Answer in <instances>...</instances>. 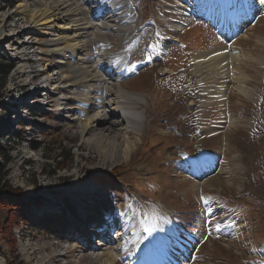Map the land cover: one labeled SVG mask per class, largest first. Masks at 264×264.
Wrapping results in <instances>:
<instances>
[{
  "label": "rangeland",
  "instance_id": "obj_1",
  "mask_svg": "<svg viewBox=\"0 0 264 264\" xmlns=\"http://www.w3.org/2000/svg\"><path fill=\"white\" fill-rule=\"evenodd\" d=\"M204 1L224 21L238 19L231 0ZM181 2L127 0L138 20L130 26V41L105 34L119 47L130 42L129 55L135 50L116 83L144 97L140 131L129 134L134 148L117 163L102 164L101 154L83 145L76 130L77 122H86L84 89L68 85L66 102L61 93L39 103L47 93L42 61L29 62L21 73L9 47H0V61L12 65L0 88V162L7 157L11 188L0 203V264H39V255L47 253H62L50 264H94L84 242L113 244L114 231L123 225L130 228L126 247L112 264H169L170 258L180 264H264V6L230 40L203 20L170 30L168 23L182 18ZM14 6L13 0H0V13ZM35 7V0L23 6ZM59 24L40 25L29 36L43 44L51 33L61 35ZM229 43L249 56L235 63L233 74L256 89L257 97L230 90L224 106L211 95L200 101L192 55ZM208 81L215 85L220 79ZM23 93L20 111L26 113L12 126L11 101ZM93 107L88 117L97 111ZM204 167L198 183L195 171ZM105 220L93 240L90 221ZM155 240L161 241L162 253L154 249ZM45 242L50 245L43 251L39 247ZM73 243L74 250L65 254ZM144 248L154 249L156 257L144 256ZM45 260L41 263L49 264Z\"/></svg>",
  "mask_w": 264,
  "mask_h": 264
},
{
  "label": "bare ground",
  "instance_id": "obj_2",
  "mask_svg": "<svg viewBox=\"0 0 264 264\" xmlns=\"http://www.w3.org/2000/svg\"><path fill=\"white\" fill-rule=\"evenodd\" d=\"M13 1L15 8L0 13V47L5 45L9 47V55L17 60L18 72H27L26 65L29 62L36 61L38 63L42 61L39 65L45 74L41 83L47 93L46 97L41 98L39 103H43L47 99L50 100L51 96L55 94L58 96L61 93H63L62 100L66 102L68 95L65 96L66 90L64 91V89L68 85L80 86L78 88L85 91L84 96L82 95L85 101L82 115L86 116V122H77L79 128L76 130L79 132L83 145L101 154L102 164L106 162L117 163L123 158L129 157L132 148H134L129 141V134L140 131L145 109L144 97L141 93L128 90L116 83L119 76L118 71L127 64L129 53L133 50L129 46L130 42L128 45L124 43L126 45L119 47L115 45L116 43H110L105 34L109 33L118 41L127 42L126 40H129L128 34L132 31V28L130 29L131 24L138 21L135 20L134 9L128 7L127 0H35L37 7L34 11V9L25 10L23 8L27 0ZM181 1L179 14L182 18L171 20L168 23L170 30L179 31L190 20L201 19L210 24L222 37L230 40L240 33L244 24L247 25L259 9L264 6V0H254L255 4L248 7L244 5L246 0H231L232 7L238 14V19L234 23H228L223 20L224 16L221 13H216L214 8L201 3L202 0ZM25 12L30 14L29 18L24 16ZM57 22H60L58 27L61 30V35L51 33L50 38L40 45H36L35 39L31 40L32 36L29 35L34 29L39 28L40 25H48L51 28ZM174 39L179 40L177 37ZM47 56H52L54 61H48ZM247 57L249 56L234 48L230 43L194 53L192 55V70L199 75L200 101H205L207 95H211L221 106H224L227 104L230 90L255 100L257 90L246 86L241 81L239 82L236 76L238 73L233 74L235 63ZM66 66L70 69L68 72H63L62 68ZM202 69H207V73L202 75ZM210 76L220 79V82L215 85L210 84L208 81ZM24 95L14 99L13 102L24 101ZM93 106L97 107V111L88 117L94 108ZM64 110L66 108H63ZM25 113L19 110L15 115L22 117L25 116L23 115ZM99 118L101 120H98ZM96 120L98 122L95 123ZM15 121H19V118H16ZM115 126H118V130L115 129ZM216 130L215 127L210 129V131ZM207 169L208 167H204L200 171H195L198 183L200 182L198 180L201 175L200 172L203 173ZM124 216L128 217L129 212ZM121 218L120 215L118 221ZM108 219L107 217L106 220L109 224ZM106 220L101 222L105 225ZM129 229L123 225L122 231L115 230L113 244H109L108 241L95 243L88 238L84 242L85 250L92 252L88 258L94 264H101L102 262L112 264L115 262L126 247L124 235L129 232ZM48 245L50 244L45 242L39 248L44 251ZM74 245L73 243L69 250H65V254L74 250ZM154 247L160 253L164 251L160 240H155ZM154 249L144 248V256L156 257ZM183 251V254L187 255L190 249L185 247ZM39 256V264H43L41 262L44 259L50 264L53 257H61L62 253L54 256L49 253ZM170 259L169 264H180V261Z\"/></svg>",
  "mask_w": 264,
  "mask_h": 264
},
{
  "label": "trees",
  "instance_id": "obj_3",
  "mask_svg": "<svg viewBox=\"0 0 264 264\" xmlns=\"http://www.w3.org/2000/svg\"><path fill=\"white\" fill-rule=\"evenodd\" d=\"M12 65L11 63H7L5 61H0V88L4 85L6 76L11 69ZM1 94V90H0ZM0 153L3 154V151L0 147ZM7 160V157H4V161L0 162V203H3L6 197V193L11 190L9 185H7V174H8V168H6L5 161Z\"/></svg>",
  "mask_w": 264,
  "mask_h": 264
},
{
  "label": "snow or ice",
  "instance_id": "obj_4",
  "mask_svg": "<svg viewBox=\"0 0 264 264\" xmlns=\"http://www.w3.org/2000/svg\"><path fill=\"white\" fill-rule=\"evenodd\" d=\"M159 33H156V36H159ZM150 47H155V45H149ZM149 59H151V57H149ZM209 211H211V209H209ZM216 227H219V224L216 225Z\"/></svg>",
  "mask_w": 264,
  "mask_h": 264
}]
</instances>
